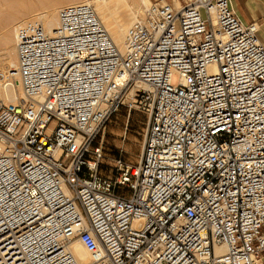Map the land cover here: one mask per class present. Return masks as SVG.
Listing matches in <instances>:
<instances>
[{"label": "built area", "instance_id": "obj_1", "mask_svg": "<svg viewBox=\"0 0 264 264\" xmlns=\"http://www.w3.org/2000/svg\"><path fill=\"white\" fill-rule=\"evenodd\" d=\"M143 15L124 53L87 2L61 8L52 33L39 18L17 27L0 264H80L76 240L87 264H264L259 25L232 0H152ZM123 106L148 116L143 150L105 182L97 138Z\"/></svg>", "mask_w": 264, "mask_h": 264}, {"label": "bare ground", "instance_id": "obj_2", "mask_svg": "<svg viewBox=\"0 0 264 264\" xmlns=\"http://www.w3.org/2000/svg\"><path fill=\"white\" fill-rule=\"evenodd\" d=\"M2 1H10V0H2ZM23 1L24 4L23 6H21L22 7L21 10L18 11L20 12L19 15L21 14L22 17H27V16L30 17L34 12L37 11L35 14H33V16L35 18L41 19L45 28L50 33L53 32V29L56 27L58 23V19H59L58 16L61 8L81 2H87L92 4L101 22L109 32L112 40L117 45L119 50L122 53H124L127 50L126 36L128 30L136 22H138L143 18L144 7L150 4L151 0H23ZM174 2L178 7L182 5L179 0H174ZM16 13L17 12H15V14ZM12 17L15 18L17 16L16 15L11 16L10 14L0 16V24L9 22L10 19H12ZM10 40L12 41L13 45L12 48H10L12 52L10 51L11 54L9 53L10 58L8 60V65L6 67L0 68V99L6 102H16L20 98L24 97L21 83L19 82L18 84L19 94H20L19 97V94L17 92L18 89L15 83L13 82V79L11 77L6 79L4 74V69L8 68L9 69L8 71H10V75H13L12 77H16L17 80L19 79V76L15 71V67L18 59L17 47H16V43H17L16 30L15 32L13 31V33L11 34ZM10 40L7 38V41ZM11 41L7 43H11ZM137 86H140L142 88L147 87V85L143 82H138ZM224 248L225 246H221L219 248V251L224 250ZM73 250L78 260L80 261V264H87L88 262L91 261V256L89 251L80 241L76 240L73 243Z\"/></svg>", "mask_w": 264, "mask_h": 264}, {"label": "rangeland", "instance_id": "obj_3", "mask_svg": "<svg viewBox=\"0 0 264 264\" xmlns=\"http://www.w3.org/2000/svg\"><path fill=\"white\" fill-rule=\"evenodd\" d=\"M183 3L184 2L182 1L181 4ZM23 4V0H20V2L19 0L18 2L17 0L0 1V16L8 14H10L11 16H17L15 18L12 17L9 22L0 24V68L6 67L8 65V60L11 54L10 51L12 52L10 48H12L13 45L12 41L10 40L11 34L13 33V31L15 32L16 28L21 23L34 17L33 14L37 12H34L30 16L31 18L29 16L22 17L21 14L19 15L20 12L18 11L21 10V6H23ZM15 12L17 13L15 14ZM7 38L11 41V43H7L10 42L7 41ZM6 69L8 68L4 69V74ZM11 78L13 79V82L15 83L18 89L17 92L19 94V79L17 80L16 77ZM177 81L178 76H173V83H176ZM147 123L148 116L143 111L134 108L129 109L125 106L121 107L119 111H117L110 117L105 130L100 132L97 138V144H101L103 147V158L100 163V173L102 179L105 182L110 181L114 183L115 180L119 177L120 173L122 172L117 163L119 159L131 165H135L139 162L146 136ZM115 187L119 190L122 189V187L119 188L118 184H116Z\"/></svg>", "mask_w": 264, "mask_h": 264}, {"label": "crops", "instance_id": "obj_4", "mask_svg": "<svg viewBox=\"0 0 264 264\" xmlns=\"http://www.w3.org/2000/svg\"><path fill=\"white\" fill-rule=\"evenodd\" d=\"M182 1L186 0H180ZM233 6L245 22H257L259 36L264 41V0H232Z\"/></svg>", "mask_w": 264, "mask_h": 264}]
</instances>
